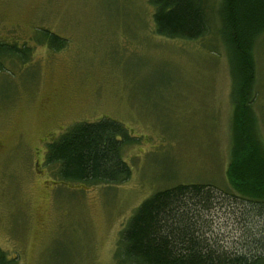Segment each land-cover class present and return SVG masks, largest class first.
Returning a JSON list of instances; mask_svg holds the SVG:
<instances>
[{
    "label": "rangeland",
    "instance_id": "374dc122",
    "mask_svg": "<svg viewBox=\"0 0 264 264\" xmlns=\"http://www.w3.org/2000/svg\"><path fill=\"white\" fill-rule=\"evenodd\" d=\"M149 1L0 0V41L32 50L0 71V249L18 264H118L129 218L177 185L212 186L202 233L223 250L246 252L254 226L264 227L231 197L225 173L234 81L222 0H206L209 32L196 41L157 35ZM253 71L250 113L264 152V32ZM101 120L131 138L120 150L130 178H56L47 145L76 123Z\"/></svg>",
    "mask_w": 264,
    "mask_h": 264
},
{
    "label": "trees",
    "instance_id": "16d2710c",
    "mask_svg": "<svg viewBox=\"0 0 264 264\" xmlns=\"http://www.w3.org/2000/svg\"><path fill=\"white\" fill-rule=\"evenodd\" d=\"M149 2L157 35L196 41L208 34L206 0ZM221 21L234 81L226 178L236 192L230 196L246 203L256 217L264 218V152L254 135L253 97L249 98L254 79L253 47L264 32V0H222ZM31 51L24 45L0 41V71L12 58L29 60ZM130 141L119 123H76L47 145L45 164L53 166L56 178L64 182L120 185L131 176L120 153L122 145ZM214 203L210 185H177L154 193L120 232L115 252L118 264H264L263 226H254L246 252H228L204 236L202 214ZM0 264H18V257H7L0 249Z\"/></svg>",
    "mask_w": 264,
    "mask_h": 264
}]
</instances>
